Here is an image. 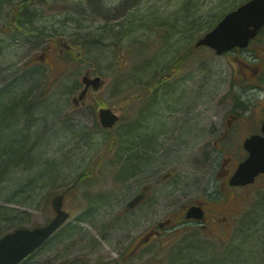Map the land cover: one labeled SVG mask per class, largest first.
Here are the masks:
<instances>
[{"label":"rangeland","instance_id":"374dc122","mask_svg":"<svg viewBox=\"0 0 264 264\" xmlns=\"http://www.w3.org/2000/svg\"><path fill=\"white\" fill-rule=\"evenodd\" d=\"M16 1L0 0V88L24 67L29 76L12 94L26 93L25 105L32 106L1 120L6 126L2 133L13 128L16 133L10 140L2 139L1 133L0 148L8 149L21 139L27 148L0 176V232L47 223L54 214L51 197L76 181L75 188L65 192L68 220L19 264H172L194 247H201L199 261L238 247L245 252V264H264V178L250 187L252 195H224L237 200V210L230 226L217 233L182 224L179 207L194 195H172L178 208L172 219L178 228L139 245L144 228L165 216L163 211L147 216L137 208H125L138 182V161L126 163L138 158L129 151L131 138L136 136L133 141L138 143L149 137L166 114L176 116L178 145L184 143L192 111L202 114L208 125L221 121L215 101L235 80L250 99L241 118H250L249 125L259 129L264 89L249 84L255 81L264 87V28L248 50L215 55L205 47L190 49L245 0H39L30 8L37 16L33 25L49 38L63 39L45 50L39 36L7 34L8 12ZM179 12L183 15L176 16ZM72 45L74 51L68 49ZM191 58L199 60L191 65ZM86 71L99 75L104 84L88 92L90 108H76L72 97L82 87ZM99 106L120 115L112 129L98 123ZM138 120L142 127L127 134ZM182 155L165 170L173 171L175 180L190 181L196 169L185 165ZM243 223L250 226L241 243L237 233L243 232Z\"/></svg>","mask_w":264,"mask_h":264},{"label":"flooded vegetation","instance_id":"af4514ba","mask_svg":"<svg viewBox=\"0 0 264 264\" xmlns=\"http://www.w3.org/2000/svg\"><path fill=\"white\" fill-rule=\"evenodd\" d=\"M256 37L249 41L247 50L251 48V43ZM196 40L193 43V49L190 48L193 52L208 48L195 46ZM233 50L243 51L237 48ZM198 60L191 58V65L198 62ZM249 86L264 89L262 85L255 81L250 83ZM245 91L244 89L241 92L239 82L234 80L230 83L225 95L218 97L215 102L216 107L221 110V121L219 122L212 121L208 125V120L202 114H196L192 111V114L195 115L189 118L191 127L184 143L180 142L178 145L177 138L181 131L177 126L176 116L172 113L162 117L160 128L156 132L150 134L149 137H143L138 153L136 191L126 199L125 208L126 211L137 208L147 216L161 215V211H163L165 217L157 219L156 222L144 228L139 239V245L158 236L166 235V232H175L178 228V225L172 219L178 210L175 202L171 199L172 195H194L179 207L181 214H185L190 206H197L202 211L203 216L200 220H186L183 216L182 224H194L204 229V231L217 233L230 226L231 215L237 210V200L224 197V195H252L250 187L260 177L264 178V173H259L254 181L250 183L238 185L230 183V178L238 165L248 156V151L244 146L245 141L254 134L262 135L261 124L264 122V116L260 115L257 120L258 130L249 125L250 118L248 121L241 118L250 100L249 97L243 95V92L247 94ZM91 104L95 105V102ZM90 106L86 98L84 102L76 104V108H90ZM125 110L127 114H130L129 107ZM213 118L217 119V116H213ZM196 120H200V122L195 123ZM139 124H141V120L131 125L129 130L134 125L138 127ZM181 152H183L185 165L196 169L195 176L190 181H184L182 177L175 180L173 179L174 172L170 169L165 170L174 163ZM160 156L165 161L161 162L158 159ZM135 195H140L141 198L138 203L129 207L128 203Z\"/></svg>","mask_w":264,"mask_h":264},{"label":"water","instance_id":"95a60500","mask_svg":"<svg viewBox=\"0 0 264 264\" xmlns=\"http://www.w3.org/2000/svg\"><path fill=\"white\" fill-rule=\"evenodd\" d=\"M264 24V0H246L227 12L219 22L196 42L195 46L206 45L222 54L234 47H246L251 38ZM83 88L72 99L74 104L84 99L89 88L99 89L104 80L99 75L90 76L88 72L81 77ZM99 121L103 127L112 129L119 119L110 108H99ZM263 135L254 134L245 141L247 158L241 162L230 178L234 185L250 183L259 173H264V122L261 125ZM136 195L128 206L132 207L140 200ZM64 193H56L50 199L54 211L53 218L44 225L17 227L0 236V264H18L22 259L41 246L67 220L69 212L63 209ZM186 218H201L202 211L190 206ZM64 264V263H63ZM75 264V263H65Z\"/></svg>","mask_w":264,"mask_h":264},{"label":"trees","instance_id":"16d2710c","mask_svg":"<svg viewBox=\"0 0 264 264\" xmlns=\"http://www.w3.org/2000/svg\"><path fill=\"white\" fill-rule=\"evenodd\" d=\"M39 0H18L16 1L10 8V11L8 12L9 15V19L7 20V24L6 27L10 30L9 33L7 34H11L13 32H24L29 34V35H33V36H39L41 37L43 40H45V44L43 47V50H45L46 48H50L53 45V42H56L57 40H61L63 41V39L55 37V38H49L46 34H44V32L39 29L37 26L33 25V21L37 20V16H36V11L35 9L30 10L31 7L34 6V4H36ZM178 15H183V13L181 14V12L177 13L176 16ZM213 26V25H212ZM3 46L0 45V53L2 51ZM72 51H74L73 45L70 46V48ZM21 72L19 74H21L19 76V74L17 75V77H15L12 80H8L6 85H3V87L0 88V134L2 133L3 130L6 129V126L3 125V121H1L3 118H5V114H9L12 116H19L22 110L25 111H29V107H31L32 105L28 104V107H26L25 103L26 99L28 97V95L26 93L24 94H12L13 90L19 86L23 84V81L25 79L26 76H29V70H25L24 67L20 68ZM24 70V71H23ZM23 71V72H22ZM28 80V79H27ZM23 106L22 109H20V107ZM20 109V110H19ZM18 111V112H17ZM139 127H142L141 124H139L138 127H136L135 125L132 127V132H128V134L133 135V133H135V131H137L139 129ZM7 129H9V127H7ZM13 133H16V130L13 128V130L9 133L7 132H3L1 135L4 137L2 139H6L7 138L10 140V136H12ZM133 138H137L136 136H133ZM133 138H131V142H130V149L129 151H133L134 154H136V157H138V153H139V149H140V142H135L133 141ZM25 139H21L18 140L16 142V144H12L10 148L8 149H1L0 148V176H2L3 174H5V171L8 169L9 166H13L14 162H16L17 156H19V154H21V156L24 154H26V148H27V144L25 143ZM11 142V141H10ZM138 144V145H137ZM138 148V149H137ZM131 160V161H130ZM128 159L126 163L128 162H137L136 159ZM136 160V161H135ZM136 164V163H135ZM19 182L14 183L13 185L18 184ZM76 186V181L73 182L71 185H69L68 187H66L64 190L62 191H66V192H70L72 191ZM243 232L241 233H237L238 237L241 241V243L243 242L244 239L247 238V233L244 231L245 228H248V226L246 223H243ZM15 227V226H14ZM246 230V229H245ZM8 230H5L4 232H0V235H2L3 233L7 232ZM55 236V235H54ZM53 236V237H54ZM52 237V238H53ZM51 238V239H52ZM50 239V240H51ZM243 245V244H242ZM240 246V244H239ZM186 249V248H185ZM188 249H186L185 251H187ZM192 250H197V252L194 253V255H188L191 253ZM201 247L198 248H190L188 252H186L185 256H183V258L177 262H175L174 260L172 261V264H245L246 261V256L245 252H241L240 250L238 251V247H234L233 251L226 252L224 253V255L222 256H218V257H209L206 258L202 261H199L198 259L200 258L198 255L201 253ZM188 253V254H187ZM196 255V257H194ZM208 261V263H207ZM84 264V263H82Z\"/></svg>","mask_w":264,"mask_h":264}]
</instances>
